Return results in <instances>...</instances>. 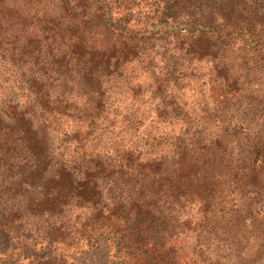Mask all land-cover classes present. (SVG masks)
I'll return each instance as SVG.
<instances>
[{
    "label": "trees",
    "instance_id": "trees-1",
    "mask_svg": "<svg viewBox=\"0 0 264 264\" xmlns=\"http://www.w3.org/2000/svg\"><path fill=\"white\" fill-rule=\"evenodd\" d=\"M163 45L190 79L210 63L200 124L157 80L112 92L131 62L153 76ZM0 63L28 92L0 99V253L264 264V0H0Z\"/></svg>",
    "mask_w": 264,
    "mask_h": 264
},
{
    "label": "rangeland",
    "instance_id": "rangeland-1",
    "mask_svg": "<svg viewBox=\"0 0 264 264\" xmlns=\"http://www.w3.org/2000/svg\"><path fill=\"white\" fill-rule=\"evenodd\" d=\"M156 58L154 61L155 68L153 70L154 75L150 76L145 71L146 65H138L137 62H131L122 68L121 85L119 88H114L113 93H118L116 96H120L119 92L127 90V86L124 82H130L129 86L134 84H140L148 86L149 84H156V80L162 85L164 93L173 96L181 105H184L189 110L191 122L193 125L200 124L202 122L201 116H203L205 108L213 101L211 88L214 86L213 80L215 79L210 74V63L201 62L195 66V70L192 79L188 77L187 64H181L177 61V56L172 50V45H163V47H157L155 50ZM4 63H0V99L3 97L2 93L7 95V92L12 91L14 98L19 100L22 108L26 104V96L28 92L22 87L23 80L26 77H21L19 74L9 72L3 66ZM7 71L8 74L4 75L3 72ZM251 80V79H250ZM122 84V83H121ZM259 82L252 83L250 90L257 91ZM262 89V88H261ZM130 92V91H129ZM144 92V90H143ZM244 95H248V90L244 91ZM114 109L113 105H109L107 109ZM234 122L241 124L243 121L240 118L234 119ZM234 122H228L230 126L234 125ZM211 124V121L209 122ZM79 126L77 121L70 120L68 118H60L56 129L57 132H64L68 130H75ZM212 128L211 125H207ZM207 129H210L207 127ZM214 129V126L212 130ZM53 134V133H52ZM74 146L69 147L64 153L65 159H71L74 157ZM25 242V241H24ZM21 246V245H20ZM68 253L66 256L71 258L75 264H113L114 258L112 257L113 248L107 243H101L98 245H88V247L82 250H75L74 245L67 248ZM27 254L22 247L8 250L4 253H0V264H31L32 257L27 258Z\"/></svg>",
    "mask_w": 264,
    "mask_h": 264
}]
</instances>
